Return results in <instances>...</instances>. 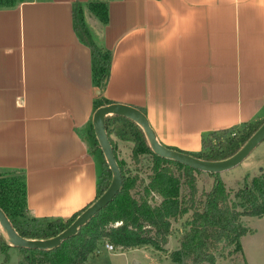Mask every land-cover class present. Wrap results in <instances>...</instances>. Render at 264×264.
Returning <instances> with one entry per match:
<instances>
[{
  "label": "crops",
  "instance_id": "1",
  "mask_svg": "<svg viewBox=\"0 0 264 264\" xmlns=\"http://www.w3.org/2000/svg\"><path fill=\"white\" fill-rule=\"evenodd\" d=\"M88 3L0 7V173L22 177L30 219L65 221L95 201L102 99L140 110L161 145L186 153L264 121V0H114L84 36ZM89 44L111 52L102 87Z\"/></svg>",
  "mask_w": 264,
  "mask_h": 264
},
{
  "label": "trees",
  "instance_id": "2",
  "mask_svg": "<svg viewBox=\"0 0 264 264\" xmlns=\"http://www.w3.org/2000/svg\"><path fill=\"white\" fill-rule=\"evenodd\" d=\"M110 1L114 0H89V12L102 25L107 23ZM15 2L0 0V7H11ZM83 34L85 36L87 31L83 30ZM89 47L92 75L102 87L109 76L111 52L91 44ZM100 104L105 106L113 103L102 99ZM263 122L247 125L245 129L254 127L237 141H230L224 148H219L221 150H215L211 142L212 136L217 133L207 135L202 146L203 151L214 150L211 155L206 156L203 151L186 153L170 149L204 161L225 160L236 154ZM105 130L122 176L120 191L112 202L59 246L48 250L15 248L21 255L18 264H85L105 242L112 244L116 251L151 247L156 252H162L172 236V223L184 216L189 217L182 222L178 249L167 254L172 264H182L184 257H188L189 264H217L215 250L219 246L232 250V255L242 251L241 238L251 234V230L242 224L241 218L264 216V172L245 179L242 187L234 194L218 178L219 174H210L214 178L212 187L209 191L199 193L197 175L200 172L155 155L136 123L120 116H107ZM111 135L134 144L131 159L135 164H139L142 155L151 157V174L138 198L131 194L139 182L138 175L123 169ZM95 144L100 150L97 140ZM104 166L105 172L99 179L96 199L106 191L112 177L106 161ZM175 169L181 172L175 174ZM105 173L109 180H106ZM182 186L186 188V193H182ZM155 198L160 199L159 203L154 202ZM0 208L15 231L28 240H46L59 235L86 209L65 221L24 220L21 213L26 209L25 183L21 176L6 173H0ZM10 248L14 247L9 245L0 230V253L4 256V264L8 262Z\"/></svg>",
  "mask_w": 264,
  "mask_h": 264
},
{
  "label": "rangeland",
  "instance_id": "3",
  "mask_svg": "<svg viewBox=\"0 0 264 264\" xmlns=\"http://www.w3.org/2000/svg\"><path fill=\"white\" fill-rule=\"evenodd\" d=\"M91 20L94 22L95 19L89 11H86L84 17L79 20L81 30L87 31L90 22H92ZM118 124L119 123L115 124V127H117ZM253 127L254 126H251L249 129L241 128L239 130L214 134L211 138L212 145L215 150L222 146V148H224L230 141H237ZM111 136L112 141H114L117 158L122 163L123 169L130 171L132 175H138L139 182L137 187L131 192L133 197L138 198L142 195L143 187L147 184V178L151 174V157L149 155H142L139 164H135L131 159V151L134 144L121 141L114 135ZM203 153L206 156L211 155L214 153V150L211 151L210 149H206ZM262 171L264 172V142L260 143L243 162L219 174L218 178L224 182L226 187L234 194V192L242 187L245 179H251L259 175ZM174 172L178 174L181 170L175 169ZM106 178V180H109L107 174ZM213 182L214 178L210 174L200 172L197 175L199 193L209 191ZM181 189L182 193H186L187 190L184 186H182ZM159 201L160 199L158 198L154 199L156 203H159ZM21 216H23L22 219L24 220L30 219L25 211H22ZM187 217L189 216H184L179 221L172 223V236L168 240L170 244L164 246V251L162 252H156L151 247H142L126 251L117 250L114 252H106L102 249L101 252L94 253L93 255L96 257L88 260L85 264H171L167 254L178 249V239L183 230L182 222ZM243 225L251 230V234L249 233L241 238L242 251L232 255V253H230L232 250L219 246L215 250L218 260L217 264H264V216L259 218L244 217ZM8 255L9 259L6 264H18L21 255L17 249L10 248ZM90 257L92 258V256ZM3 259L4 256L0 253V264H4ZM182 264H189L188 257L183 258Z\"/></svg>",
  "mask_w": 264,
  "mask_h": 264
},
{
  "label": "water",
  "instance_id": "4",
  "mask_svg": "<svg viewBox=\"0 0 264 264\" xmlns=\"http://www.w3.org/2000/svg\"><path fill=\"white\" fill-rule=\"evenodd\" d=\"M114 115L127 118L136 123L142 129L148 145L155 155L206 174H221L236 167L243 162L260 143L264 142L263 122L239 151L230 158L221 161H204L161 145L157 141L155 133L151 129L146 116L140 110L117 103L101 106L93 114L92 126L100 150L112 174L108 188L99 198L78 215L66 230L59 235L46 240H28L21 237L13 228L5 212L0 208V230L5 235L10 246L14 248L38 250L55 248L63 241L74 236L81 226L86 224L100 210L104 209L110 202H112L122 187L121 172L115 160L113 147L109 142L105 130V118Z\"/></svg>",
  "mask_w": 264,
  "mask_h": 264
},
{
  "label": "built area",
  "instance_id": "5",
  "mask_svg": "<svg viewBox=\"0 0 264 264\" xmlns=\"http://www.w3.org/2000/svg\"><path fill=\"white\" fill-rule=\"evenodd\" d=\"M101 247L102 248L98 249L97 253L101 252L102 249L105 250L106 252H114V251H116L115 247L112 244H110L109 242H105L103 244V246H101Z\"/></svg>",
  "mask_w": 264,
  "mask_h": 264
}]
</instances>
